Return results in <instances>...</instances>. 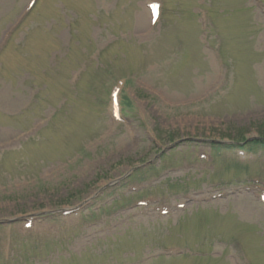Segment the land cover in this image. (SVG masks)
I'll return each instance as SVG.
<instances>
[{
	"label": "rangeland",
	"instance_id": "374dc122",
	"mask_svg": "<svg viewBox=\"0 0 264 264\" xmlns=\"http://www.w3.org/2000/svg\"><path fill=\"white\" fill-rule=\"evenodd\" d=\"M154 1L0 0V264H264V0Z\"/></svg>",
	"mask_w": 264,
	"mask_h": 264
},
{
	"label": "trees",
	"instance_id": "16d2710c",
	"mask_svg": "<svg viewBox=\"0 0 264 264\" xmlns=\"http://www.w3.org/2000/svg\"><path fill=\"white\" fill-rule=\"evenodd\" d=\"M106 66L102 65L101 67H99L100 69H105ZM125 100L123 101L124 104V113L125 114H129V112H131V103L129 101L125 102L127 100V98H124ZM169 135H173L172 133H168ZM173 140V139H171ZM242 140H246L245 138ZM242 148L245 149H252V147H264V140L261 138H257V139H253L251 141H247L244 145H240ZM212 147L215 151H222L224 148H232V146L227 145V144H212ZM138 172H142V170L138 171Z\"/></svg>",
	"mask_w": 264,
	"mask_h": 264
},
{
	"label": "bare ground",
	"instance_id": "6f19581e",
	"mask_svg": "<svg viewBox=\"0 0 264 264\" xmlns=\"http://www.w3.org/2000/svg\"><path fill=\"white\" fill-rule=\"evenodd\" d=\"M241 212H242V214L244 215V216H249L250 214H251V211H250V209H245V208H242L241 209Z\"/></svg>",
	"mask_w": 264,
	"mask_h": 264
}]
</instances>
